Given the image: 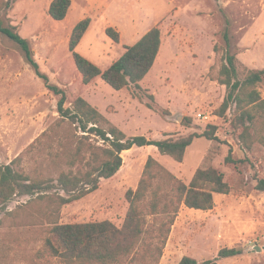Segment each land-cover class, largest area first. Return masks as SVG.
Masks as SVG:
<instances>
[{"label": "rangeland", "instance_id": "374dc122", "mask_svg": "<svg viewBox=\"0 0 264 264\" xmlns=\"http://www.w3.org/2000/svg\"><path fill=\"white\" fill-rule=\"evenodd\" d=\"M52 1L15 0L8 17L2 14V18L6 26L16 27L30 41L40 71L49 84L66 93V107L78 98L85 99L127 138L177 139L202 134L211 125L217 127V140L196 139L183 163L155 152L158 161L187 185L198 169L213 167L232 188L229 195L215 196L210 211L182 207L160 264H179L183 257L201 263L215 259L225 248L239 249L242 254L218 264H264V194L256 190L255 180L256 176L264 179V145L244 147L239 138L243 127L234 106L223 117L217 114L227 89L211 79L226 52L225 33L230 51L244 66L264 70V0H72L73 7L62 22L49 16ZM85 18L92 23L77 53L102 70L149 29H161V53L141 87L155 95L159 107L173 111L171 117L163 119L150 111L145 104L148 99L136 98L133 88L117 92L101 78L83 83L69 51V39ZM108 28L120 34L119 43L106 35ZM259 90L264 97V82ZM59 100L36 77L20 47L0 32V165L22 156L18 168L32 174L45 155L38 152L42 144L32 151L29 146L58 120ZM199 114L209 116L211 122L200 120ZM187 117L192 122L184 126ZM151 151L133 148L123 152L117 176L103 180L96 192L62 207L60 223L111 221L121 227L129 209L127 193L137 188L149 156L154 155ZM230 151L245 163L227 165ZM30 200L17 196L0 206V264H57L36 258L52 226L46 219L40 225L27 222L22 208Z\"/></svg>", "mask_w": 264, "mask_h": 264}, {"label": "trees", "instance_id": "16d2710c", "mask_svg": "<svg viewBox=\"0 0 264 264\" xmlns=\"http://www.w3.org/2000/svg\"><path fill=\"white\" fill-rule=\"evenodd\" d=\"M15 0H0V32L16 43L23 51L26 62L42 80L48 90L60 96L57 104L58 120L45 131L28 151L38 144L39 153L45 159L37 164L32 174L20 169L22 156L9 165H0V206H6L17 196L31 200L22 211L30 225L44 224L52 228L43 248L37 253L40 262L57 264H160L168 244L172 228L182 209L210 211L217 195H229L231 186L225 175L216 168L198 169L190 184H186L152 156H149L139 184L127 193L129 209L121 227L111 221L76 224L60 223V209L96 192L102 180H111L123 166L122 153L133 148L152 146L159 154L183 163L187 150L196 139L217 140V127L209 126L202 134L188 137L149 140L145 136L127 138L126 134L112 124L96 107L85 99H76L66 107L67 95L57 86L49 84L48 77L40 71L35 61L30 41L16 32L17 28L6 26L2 14L8 17ZM72 7V0H53L49 16L64 21ZM5 17V18H6ZM85 18L72 30L69 51L85 85L101 78L115 91L134 89V96L163 119L171 117L168 109L156 104L154 95L143 89L140 83L154 68L162 47L159 27L149 30L136 44L125 47L124 54L108 69L100 67L77 53V48L91 26ZM106 35L115 43L120 34L113 28ZM226 52L221 58L220 69L212 81L227 89V95L217 114L223 117L233 106L239 113L238 123L243 127L240 141L246 149L256 143L264 145V97L259 88L264 82V70H251L244 66L237 54L230 51V39L224 35ZM219 49L215 47V52ZM191 118H185L184 126ZM102 142V145L99 143ZM227 165H242L233 152L225 159ZM256 190L264 194V179L256 176ZM53 190L64 192L52 193ZM33 211H36L33 213ZM242 254L239 249H222L213 260L198 262L183 257L179 264H218L222 259Z\"/></svg>", "mask_w": 264, "mask_h": 264}, {"label": "crops", "instance_id": "0c3cea01", "mask_svg": "<svg viewBox=\"0 0 264 264\" xmlns=\"http://www.w3.org/2000/svg\"><path fill=\"white\" fill-rule=\"evenodd\" d=\"M72 3H73V1H72ZM73 7V6H72ZM71 7V8H72ZM70 12V11H69ZM69 14V13H68ZM68 17V16H67ZM82 21V20H81ZM152 29V28H151ZM151 29H149V30H151ZM148 30V31H149ZM147 31V32H148ZM88 35V32L86 33V35H85V37ZM85 37L83 38V40L85 39ZM141 39V38H140ZM140 39H138V41L140 40ZM82 40V41H83ZM82 43V42H81ZM137 42H135V44H136ZM163 43V42H162ZM163 45V44H162ZM161 49H162V47H161ZM160 53H161V51H160ZM160 55V54H159ZM158 58H159V56H158ZM157 62V61H156ZM156 64V63H155ZM153 70V69H152ZM151 70V71H152ZM151 73V72H150ZM149 73V74H150ZM149 74L147 75V77L140 83V85L142 86V84H143V82L149 77ZM123 91V90H122ZM117 92H121V91H117ZM155 96V95H154ZM140 104V103H139ZM142 106V105H141ZM147 108V107H146ZM148 109V108H147ZM99 110V109H98ZM150 110V109H149ZM170 110V109H169ZM151 111V110H150ZM101 112V111H100ZM170 112H171V114H173L174 112L173 111H171L170 110ZM102 113V112H101ZM103 114V113H102ZM107 115V114H106ZM108 119V118H107ZM109 120V119H108ZM120 129V128H119ZM122 131V130H121ZM146 137V136H145ZM168 137V136H167ZM150 140V139H149ZM139 149H141V150H152L151 152H152V154H154L152 157L153 158H155L157 161H158V159L156 158V156H155V152H158V150H157V148H155V147H152V146H146V147H144V148H139ZM133 150V149H132ZM188 151V150H187ZM117 176V175H116ZM113 179V178H112ZM103 181V180H102ZM101 185V184H100Z\"/></svg>", "mask_w": 264, "mask_h": 264}, {"label": "built area", "instance_id": "2783aa9c", "mask_svg": "<svg viewBox=\"0 0 264 264\" xmlns=\"http://www.w3.org/2000/svg\"><path fill=\"white\" fill-rule=\"evenodd\" d=\"M198 118H199L200 120L206 121V122H208V123L211 122V120H210L211 118H210L209 116H205V115L199 114V115H198Z\"/></svg>", "mask_w": 264, "mask_h": 264}, {"label": "water", "instance_id": "95a60500", "mask_svg": "<svg viewBox=\"0 0 264 264\" xmlns=\"http://www.w3.org/2000/svg\"><path fill=\"white\" fill-rule=\"evenodd\" d=\"M179 120H182V117H179ZM257 251H261V249L260 248H257Z\"/></svg>", "mask_w": 264, "mask_h": 264}]
</instances>
